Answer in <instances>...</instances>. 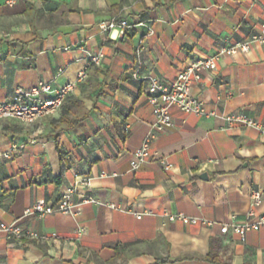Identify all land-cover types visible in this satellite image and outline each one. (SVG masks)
<instances>
[{"label":"crops","instance_id":"0c3cea01","mask_svg":"<svg viewBox=\"0 0 264 264\" xmlns=\"http://www.w3.org/2000/svg\"><path fill=\"white\" fill-rule=\"evenodd\" d=\"M113 18L129 20L126 37L99 28ZM263 19L264 0H0V102L40 82L71 86L54 116L0 121V221L58 236H0V264H264V225L244 242L221 232L264 216V134L228 128L221 117L241 112L264 123V47L226 52L260 33ZM88 53L102 54L100 64ZM215 56L217 70L191 90L215 115L173 108V127L153 129L147 84L135 70L172 82L191 62ZM152 130L151 157L134 170L132 152ZM70 188L98 203L77 216H25L36 200L57 201ZM146 209L157 216L132 213ZM178 213L214 224L163 216Z\"/></svg>","mask_w":264,"mask_h":264},{"label":"built area","instance_id":"2783aa9c","mask_svg":"<svg viewBox=\"0 0 264 264\" xmlns=\"http://www.w3.org/2000/svg\"><path fill=\"white\" fill-rule=\"evenodd\" d=\"M4 3L13 7L19 0H3ZM139 26L144 27L149 34L153 33L152 27L146 23L141 22ZM131 27L129 20L113 18L109 21H102L99 23V28L103 32L111 33L113 31L119 32L121 37H126L127 30ZM250 44H258L264 47V19L261 24V31L253 35L246 43L237 44L234 47L226 50L227 53L235 54L238 50L247 52ZM143 47L139 48L140 54ZM87 59L91 64H100L102 54L88 53ZM219 56L199 58L187 65L172 82H164L157 76H141L140 70L137 68L133 73V77L137 81L146 82L147 97L149 103L152 105L155 116V123L153 129H168L174 125V117L172 109L177 108L181 112L188 115L195 116H214V112H208L205 107V102L192 94V87L196 82L202 78V73L205 71L214 72L218 67ZM81 79V78H80ZM71 86L54 88L51 82H40L31 89H18L12 99L8 102H0V121L1 120H18L24 124H32L39 119L59 112L69 93ZM228 128L240 124L249 128H253L264 134V123L259 122L248 115L241 112L225 113L222 116ZM154 138L153 130L150 131L143 144L132 152L131 166L137 170L140 166L149 161L151 157V144ZM13 148H9L5 157H10ZM161 163L165 168H171L172 165L164 160ZM82 182L89 185V179L84 178ZM79 198V201L75 200ZM262 194L257 191L252 195L253 205H258L261 201ZM88 203H98V201L89 194H80L76 188H70L63 193L57 201H49L45 199L36 200L26 211L25 216L35 215L44 218L51 214H65L69 216H77L81 207ZM116 209L114 204L109 205ZM122 211H125L122 209ZM136 218L141 219L144 216H157L152 209H146L143 212H132ZM170 222L180 221L183 224L211 226L214 222L197 217L187 216L183 213L178 214H164ZM264 225V216H260L257 221H234L232 224L224 225L221 228L223 234L233 232L238 238L244 242L247 233L252 230H259ZM84 232L83 227H78L77 237L80 238ZM0 236H3L7 241L14 240H50L53 236L40 234L33 231H28L17 222L7 223L0 221Z\"/></svg>","mask_w":264,"mask_h":264},{"label":"rangeland","instance_id":"374dc122","mask_svg":"<svg viewBox=\"0 0 264 264\" xmlns=\"http://www.w3.org/2000/svg\"><path fill=\"white\" fill-rule=\"evenodd\" d=\"M58 113V112H57ZM56 114V113H55ZM55 114H50V115H47V116H45V117H43V118H46V117H49V116H54ZM43 118H41V119H39V120H42ZM38 120V121H39Z\"/></svg>","mask_w":264,"mask_h":264},{"label":"water","instance_id":"95a60500","mask_svg":"<svg viewBox=\"0 0 264 264\" xmlns=\"http://www.w3.org/2000/svg\"><path fill=\"white\" fill-rule=\"evenodd\" d=\"M201 177L202 178H207V174H203Z\"/></svg>","mask_w":264,"mask_h":264},{"label":"trees","instance_id":"16d2710c","mask_svg":"<svg viewBox=\"0 0 264 264\" xmlns=\"http://www.w3.org/2000/svg\"><path fill=\"white\" fill-rule=\"evenodd\" d=\"M97 71H98V70H97ZM65 102H66V101H65ZM64 105H65V103H64ZM64 105H63V106H64ZM62 108H63V107H62Z\"/></svg>","mask_w":264,"mask_h":264}]
</instances>
